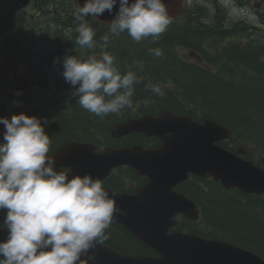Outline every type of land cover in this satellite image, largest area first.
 <instances>
[{
    "label": "trees",
    "instance_id": "16d2710c",
    "mask_svg": "<svg viewBox=\"0 0 264 264\" xmlns=\"http://www.w3.org/2000/svg\"><path fill=\"white\" fill-rule=\"evenodd\" d=\"M74 13L67 9L64 11V32L57 36V46L46 54L49 59L51 55L57 58L59 53L62 55L64 52L65 56L75 55L77 58H81V50L88 52L86 58L100 53V38L108 34V27L92 19L86 21L96 33L94 40L97 47L80 48L75 44L78 35L75 30L79 21ZM181 17L184 20L171 21L156 43L151 38L136 43L127 33L110 38L107 51L114 56L121 74L133 71L140 80L135 85L131 108L99 118L80 107L78 97L73 94L75 88L70 90L72 86L65 83L66 92L61 98L55 96L45 100L43 96H38V101L34 99L16 108L3 106L0 117L10 120L13 115L23 113L29 117L43 118L47 121L45 125L42 120L45 133L60 144L66 141L98 143L95 139L97 134H104L109 139L110 131L117 123L130 117L135 104L145 102L149 106L141 109L144 112L169 109L175 114H189L194 120H213L232 131V142L246 149L251 146L264 147V61L236 48H229V53L202 51L201 45L206 40L216 42L224 34L208 30L204 26L206 22L214 24V21L205 20L207 16L203 13L200 16L186 13ZM200 18L202 23L195 21ZM179 47L203 53L206 65L182 58L176 51ZM151 48L162 49L163 57H154L149 52ZM157 83L163 86L165 95L162 97L145 91L146 85ZM3 130L4 126L0 124V131ZM129 140L134 141L123 144L138 143L146 147L150 143L154 146L158 143L156 140H144L139 135H132ZM221 145L227 147L225 143ZM121 176L131 178L132 173L110 176L105 182L114 190L122 191L124 184ZM137 180L139 183L142 181L141 178ZM177 191L195 201L201 210V220L198 223L183 220L179 226L181 230L203 238L223 239L264 258V201L237 190H223L217 182L194 176L180 184ZM4 216L2 213L0 222ZM106 235L108 239L103 244L120 253L152 254L149 248L114 223L110 224Z\"/></svg>",
    "mask_w": 264,
    "mask_h": 264
},
{
    "label": "clouds",
    "instance_id": "9594fccd",
    "mask_svg": "<svg viewBox=\"0 0 264 264\" xmlns=\"http://www.w3.org/2000/svg\"><path fill=\"white\" fill-rule=\"evenodd\" d=\"M117 3L118 11L106 24L108 34L100 38L98 57L66 55L53 61L62 64V76L75 88L80 107L99 118L131 108L140 82L133 71L121 74L107 51L110 38L127 33L136 43L147 38L156 43L171 23L163 0H85L74 13L79 21L77 46L97 47L96 33L84 18L105 11L111 15ZM149 52L158 58L164 55L160 48ZM145 91L165 95L159 83L146 85ZM42 120L23 113L10 120L0 117L5 129L0 142V210H6L8 232L0 242V264H96L95 249L108 239L114 201L99 178H69L70 168L56 170Z\"/></svg>",
    "mask_w": 264,
    "mask_h": 264
},
{
    "label": "water",
    "instance_id": "95a60500",
    "mask_svg": "<svg viewBox=\"0 0 264 264\" xmlns=\"http://www.w3.org/2000/svg\"><path fill=\"white\" fill-rule=\"evenodd\" d=\"M78 1L85 3V0ZM163 2L173 19L182 11L185 0ZM118 7L117 3L111 15L105 11L97 19L110 23ZM130 132L157 136L163 146L148 151L135 147L95 156L89 145L71 142L53 156L57 171L59 167L71 169L69 178L90 174L101 180L113 168L125 164L149 180L135 196L108 192L115 208L112 221L153 249L158 257L123 256L98 244L96 264H264L257 256L219 240H204L176 231L167 234L175 224L171 219L176 213L191 219L197 216L193 203L173 191L189 173L212 176L225 188L237 187L247 194L264 193V171L217 144L231 138L229 130L213 121L195 122L189 116H174L166 111L156 118L121 125L115 135ZM7 236L0 230V242L6 241Z\"/></svg>",
    "mask_w": 264,
    "mask_h": 264
},
{
    "label": "flooded vegetation",
    "instance_id": "af4514ba",
    "mask_svg": "<svg viewBox=\"0 0 264 264\" xmlns=\"http://www.w3.org/2000/svg\"><path fill=\"white\" fill-rule=\"evenodd\" d=\"M235 4L248 18L233 21L236 25L231 28L223 24L230 21L228 18H214L207 12L205 20L214 24L206 22L204 26L226 37L221 52L232 42L239 52L263 58L264 0H235ZM79 7L77 0H0V85L5 92L16 89L22 81L29 88H40L48 85L45 76L57 73L60 78L62 64L53 63V59L62 60L64 53L50 59L46 54L57 46V36L64 32V11Z\"/></svg>",
    "mask_w": 264,
    "mask_h": 264
},
{
    "label": "rangeland",
    "instance_id": "374dc122",
    "mask_svg": "<svg viewBox=\"0 0 264 264\" xmlns=\"http://www.w3.org/2000/svg\"><path fill=\"white\" fill-rule=\"evenodd\" d=\"M190 1V0H189ZM197 4H201L205 7H209L208 9L214 10V4L218 3L222 8L223 11L226 13L228 18H230L231 21H237L239 19L248 18L245 16L243 11L241 9L239 10L238 5L235 4V0H192ZM243 17V18H242ZM18 95V94H17Z\"/></svg>",
    "mask_w": 264,
    "mask_h": 264
},
{
    "label": "bare ground",
    "instance_id": "6f19581e",
    "mask_svg": "<svg viewBox=\"0 0 264 264\" xmlns=\"http://www.w3.org/2000/svg\"><path fill=\"white\" fill-rule=\"evenodd\" d=\"M215 38V37H214ZM262 46V45H261ZM58 48V47H57ZM52 49V48H51Z\"/></svg>",
    "mask_w": 264,
    "mask_h": 264
}]
</instances>
